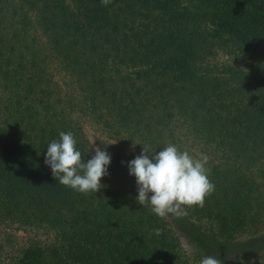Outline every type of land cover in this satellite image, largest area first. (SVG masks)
Returning <instances> with one entry per match:
<instances>
[{
  "label": "trees",
  "instance_id": "trees-1",
  "mask_svg": "<svg viewBox=\"0 0 264 264\" xmlns=\"http://www.w3.org/2000/svg\"><path fill=\"white\" fill-rule=\"evenodd\" d=\"M87 120L118 149L106 146L102 187L79 193L44 159L61 131L90 159ZM170 143L206 155L214 184L202 205L166 216L180 232L201 246L254 233L264 0H0V221L50 234L18 264H190L122 164Z\"/></svg>",
  "mask_w": 264,
  "mask_h": 264
},
{
  "label": "clouds",
  "instance_id": "clouds-1",
  "mask_svg": "<svg viewBox=\"0 0 264 264\" xmlns=\"http://www.w3.org/2000/svg\"><path fill=\"white\" fill-rule=\"evenodd\" d=\"M101 3L106 6L109 0ZM76 144L71 131H61L59 139L47 143L44 163L61 185L79 193L96 192L102 187V178L109 174L112 157L107 147L103 150L96 147L94 155L84 160ZM207 160L206 155L196 157L170 143L159 151L143 147L138 156L122 164L126 163L129 175L135 178L139 204H147L161 218L168 215L179 218L186 214L187 207L202 205L206 195L214 190L208 177ZM153 231L160 234L158 228ZM200 264H220V261L206 255Z\"/></svg>",
  "mask_w": 264,
  "mask_h": 264
},
{
  "label": "rangeland",
  "instance_id": "rangeland-1",
  "mask_svg": "<svg viewBox=\"0 0 264 264\" xmlns=\"http://www.w3.org/2000/svg\"><path fill=\"white\" fill-rule=\"evenodd\" d=\"M226 61L227 58L220 55L215 63L221 65ZM52 68L54 69L56 66H52ZM82 127L94 149L100 147L103 150L106 146L118 149L117 144L109 139L108 135L93 121L83 122ZM262 195L264 199V188ZM165 219L169 229L179 241L181 253L189 260L190 264H200L201 258L206 255L215 256L220 264H264V203L258 223L251 231L254 232L253 235H238L227 242L221 238L216 242H206L204 246L197 242L195 238L196 235L198 236L197 233H193L194 235L190 237L183 235L179 227L168 217L165 216ZM49 239L50 234L44 230H35L9 221H0V263L18 264L25 250L35 246H44L49 242Z\"/></svg>",
  "mask_w": 264,
  "mask_h": 264
}]
</instances>
